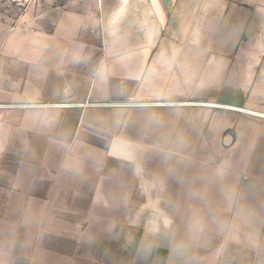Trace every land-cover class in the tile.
I'll return each mask as SVG.
<instances>
[{
    "label": "crops",
    "instance_id": "1",
    "mask_svg": "<svg viewBox=\"0 0 264 264\" xmlns=\"http://www.w3.org/2000/svg\"><path fill=\"white\" fill-rule=\"evenodd\" d=\"M24 1L0 264H264V0Z\"/></svg>",
    "mask_w": 264,
    "mask_h": 264
},
{
    "label": "rangeland",
    "instance_id": "2",
    "mask_svg": "<svg viewBox=\"0 0 264 264\" xmlns=\"http://www.w3.org/2000/svg\"><path fill=\"white\" fill-rule=\"evenodd\" d=\"M24 3V0H0V28L17 24L18 17L24 10ZM6 126L7 119L0 117V146H4L5 149L7 141ZM6 152L4 155H1L4 159L7 157ZM5 161L7 162V159ZM5 161H0V164L2 165L0 172L6 167Z\"/></svg>",
    "mask_w": 264,
    "mask_h": 264
}]
</instances>
